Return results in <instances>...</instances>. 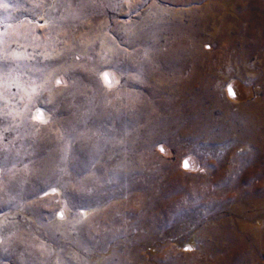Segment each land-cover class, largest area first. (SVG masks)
I'll list each match as a JSON object with an SVG mask.
<instances>
[{
	"label": "rangeland",
	"instance_id": "1",
	"mask_svg": "<svg viewBox=\"0 0 264 264\" xmlns=\"http://www.w3.org/2000/svg\"><path fill=\"white\" fill-rule=\"evenodd\" d=\"M90 1L93 4L84 7L83 0H0V47L9 35L18 36L6 55L0 51V95L4 97L0 100V179L10 169L8 160L15 161V174L32 169L38 159L36 150L43 146L45 152L57 149L60 161L71 162L74 157L76 170L85 172L78 170L72 181L73 197L54 192L38 200L45 203L53 199L51 204H45L54 207L53 216L49 215L46 222L60 224L55 233L57 243L48 239L46 235L51 231L35 224L36 218L24 207L0 210V264H121L113 258L114 250L125 257L124 264H174L177 259L182 264H264V209L259 211L246 202L254 189L264 186V168L262 164L253 166L251 162L232 160L234 153H250L252 147L241 144L233 152L231 141L210 145L211 148L184 141L183 147L193 150L185 151L178 159L174 146L160 142L148 150L141 147L133 130L129 134L118 131L121 121L136 116L141 106L159 104L161 90H186L184 83L191 81L194 72L191 52L175 58L170 69L158 59V50L188 35L186 31L169 32L165 29L168 24L198 26L190 15L192 10L200 9L205 20L202 47L211 58L198 67L205 79L213 84L225 82L223 95L234 110L247 101L261 99L260 84L240 81L237 71L228 73L233 64L230 60L240 47L233 49L217 40L222 36L221 23L227 26L228 35L242 37L232 20L239 14L236 8H249L251 1ZM94 6L98 8L95 10ZM69 7L77 13L82 7L84 11L71 26L63 23L64 11ZM159 9L164 12L162 17ZM158 16L161 23L155 25ZM214 17L216 20H212ZM250 25V21L242 23V27ZM139 29L150 35L149 41L139 44L135 40L131 45ZM181 59L185 62L182 74L176 72ZM260 60L254 54L244 74L256 78L262 68ZM57 71L65 74L63 84L54 82ZM104 74L111 77V86L105 84ZM179 77L184 83L177 80ZM196 78L193 77L198 84L200 79ZM229 86L234 88L235 101L227 93ZM152 91L154 98L149 95ZM37 109L42 110L43 121L35 117ZM69 131L71 139L67 138ZM48 138L52 143L45 146L43 141ZM184 160L191 163L188 168ZM120 161L139 167L144 173L142 178L133 172L131 181L158 186V193L159 188L170 190L165 177L176 180L174 171L164 164H176L175 171L181 179L173 187L179 193L140 197L134 188L124 191L129 181L116 177ZM88 176L93 179L85 187L87 196H82V182ZM190 177H200L202 181L188 180ZM231 183L236 188L224 187ZM240 196L242 200L237 198ZM211 199L214 203L209 208ZM149 202L153 208H147ZM42 205L35 214L41 213ZM238 207H242L241 213L237 212ZM180 215L192 218L183 222L187 234L181 236L173 221ZM225 220L252 227L249 240L246 232H238L246 240L243 245L233 250L225 242L223 251L216 250L213 256L206 254L210 241L201 243L197 237L209 223ZM258 236L262 238L256 239ZM186 246L191 249L185 250ZM193 255L201 257L193 262L188 259Z\"/></svg>",
	"mask_w": 264,
	"mask_h": 264
},
{
	"label": "bare ground",
	"instance_id": "2",
	"mask_svg": "<svg viewBox=\"0 0 264 264\" xmlns=\"http://www.w3.org/2000/svg\"><path fill=\"white\" fill-rule=\"evenodd\" d=\"M83 1H84L83 2L84 7H87L89 3H92L90 0H83ZM102 1L106 2L108 0H102ZM250 1H251V6L249 8L242 5L239 6L240 9L239 10L237 7L236 10H238L239 14L237 17L234 18V20L231 19L232 22L235 24V26L236 27L238 26L240 28L239 33L242 35V37H231L227 33L228 32L227 26L224 23H221L222 36L220 35L221 37H219L217 40L224 41L227 47L233 49L234 48L237 49L238 47H240V50L238 52H235V54L232 56L230 60L233 64L229 66L228 73H235L234 71H237V75L240 81H242L243 79H247L250 83L260 84V86L263 87L262 88L263 97L261 99L252 102L247 101L237 106L236 110H234V106L229 101H226L223 95V87L225 82L219 84H213L209 82V79L207 80L205 79L203 74L198 69L200 65L204 64L205 60L211 58L210 55L206 54L203 51V47H202L203 46L202 33H203V27H204L203 25L205 20L202 19V15L200 14V9L192 10L190 12V15L192 19L198 24V26L194 28L193 25H185L182 23H179L176 26L175 24H168L167 26H165V29L168 30L169 32H171L172 30L173 31L175 30L177 32L186 31L188 35L187 37L183 36L182 38H180V40L177 39L176 40L177 43H174L173 45L165 46V49L161 48L158 50L159 51L158 59L161 60V62L167 68L170 69L173 67V60L175 58L180 57V55H182L186 51L191 52V55L193 56L192 60L194 63V72L192 73L191 81L184 83V81L181 80L180 77L177 79L179 82L184 83L186 90L184 92H181L183 89H181L180 87L173 89L172 92L170 91L169 88L166 90H161L159 95L162 96V99L160 100L159 104L154 105V102H152L151 104L143 105L141 106V109L138 111L136 116H133L132 118L125 117L124 121L122 120L123 119L122 117L121 127L118 131L119 132L121 131V133L124 134H129L130 133L129 131L133 130L135 139L140 141L141 147H145V149L148 150H153L160 142L164 144H168L169 146H174L176 149L178 159L182 158V156L185 154L184 153L185 151L192 152L193 150V147L184 148L182 145V142L184 141L191 142L193 146L201 144L204 148H211L210 145L212 147L219 146L222 141H231L233 152H235L238 145L244 144L247 145L248 147H252L253 150L250 153H244L242 155H238L237 153H234L232 155V160L237 163H243L244 161L251 162V165L253 166H255L256 164H262L261 167L264 168V0H250ZM72 8L71 7L67 8L63 14V19H64L63 23L66 25L69 24V26H71L70 23L73 21V19L76 16L79 17L80 15H82V13H84L83 7L82 10H80L78 13L76 12L75 9ZM97 8L98 7L94 6L95 10ZM158 11H159L158 15L159 16L161 15L160 17H162L164 12L162 11V9H159ZM159 16L156 19L155 25H158L159 22L161 21ZM172 20H175L174 17L172 18ZM212 20H216L215 17L212 18ZM243 21H248V22L250 21L251 25L242 27ZM168 22H170V20ZM255 28H257L256 31H254ZM158 29H160V26H158ZM5 32L7 34V31ZM11 35H9L8 38L4 37L7 38L5 40L2 39L3 41L0 47L1 49L0 51L3 50L5 52V55L8 49L11 48L13 43H16L18 41V36L15 35L11 36ZM149 38H150L149 34L145 33L142 29H139L137 36L135 37V39L133 38V40L130 41V44L134 45L135 40L139 44L141 43L147 44ZM239 38L241 40L238 42L237 40ZM3 51L1 52L2 54L4 53ZM254 54H258L260 56L261 58L260 62L262 67L259 70V75L256 78L251 77L246 73L244 74L246 67L249 66L250 58ZM182 61H183L182 59L181 61H179L176 70L177 73L181 72V74L182 71L184 72L185 69V64H184L185 62ZM231 66L234 68H230ZM49 70H51V68ZM54 76H55L54 82L56 84L62 83L64 81V77H65L64 73L61 74L60 72H58ZM193 77L195 80H197L196 77L200 79L198 83L199 85L196 82H194L195 80L193 79ZM103 78L105 84L111 86L112 84L111 77L107 74H104ZM60 85L61 84H59V86ZM7 86H8V82H7ZM229 88H231V86L228 87L227 93L229 97H231L234 100V97L229 94ZM231 89L234 90V88ZM246 94H248V92H246ZM149 95L150 98L151 97L154 98L155 92L152 91L151 93H149ZM35 97L36 96H34V98ZM3 98L2 95H0V100H4ZM215 109L217 110V112L214 111ZM35 117L39 119V121L40 120L43 121L44 114L42 110L37 109L35 113ZM68 135H69L67 137L68 139L73 138L72 131H69ZM51 140H52L51 138H48L47 140L45 139L43 141V144L45 146L48 145L50 146L52 143ZM43 147L38 148L36 150L38 159L34 161L32 169L26 168L27 170H25L24 172L15 174L13 171V169L16 167L15 161L9 162L8 160L6 162V164L10 166V169L5 174V177L3 179H0V210H5L7 208L16 209L17 207H21V206L24 207L36 218L35 224L42 225L47 230L51 231L48 233V235H46L48 239L53 243H57L58 240L56 238L55 233L56 230H58L57 228L59 227L60 224L58 222H55L53 224H50L51 222L50 223L46 222L50 216H53L54 207L45 206V204H51L53 199L47 198L48 201H46L45 203H41L38 200H40L42 195L47 193L53 194L54 192L63 194L65 196L73 197L72 181L76 178L77 175L76 173L78 170H80L82 173L85 172H83L80 168L76 170L74 157L72 158L71 162H67L65 160L60 161L57 159V149L52 148L49 152H45ZM186 164H187V168L189 167V164L191 165V163H189L187 160H184V166ZM7 165L6 168L8 169ZM164 165H166L167 168L169 167L171 170L174 171L173 177H176L174 178L176 180H173V178L169 179V177H165L167 180L166 186L170 187V190L167 189L164 191L162 190V188H159L160 189L159 193L157 188L158 186L149 187L145 183H142V181H136V182L131 181L130 177L133 172L137 173L142 178L145 176L139 167L135 168L134 166H127L124 162L120 161L116 168V170L118 171L117 173L118 175L116 177L120 181L122 180L129 181L124 191H127L128 188L130 187L134 188L138 192V194L136 195L140 197L147 195L155 196L156 194L163 196L173 193L176 196L177 193H179V191H177L176 188H174L173 186L175 185L176 181L181 179V176L179 173L175 171L177 170L176 164L165 163ZM123 172H127L126 176H122ZM262 175L264 176V172H262ZM92 179L93 177L88 176L87 179L84 182H82V187H83L82 196H87V188L85 187L87 186V184L89 185L91 184ZM190 179H192L194 182L202 181L200 177H195V178L190 177L188 180ZM151 181L153 182V180ZM224 187L227 188L228 190H233L234 188H236V184L231 183L227 185V187L224 185ZM195 192L197 195L201 194V192L199 191H195ZM186 193H188V191ZM202 193L205 194L206 190H204ZM239 193L241 192L239 191ZM258 197L259 198L261 197L262 199L258 200L257 199ZM237 198L242 200L241 196L240 198L239 197ZM30 200L33 203H29ZM246 202L249 205L256 207L257 210L262 211L264 209V186H262V188L254 189L251 192V195L248 196V201ZM213 203L214 200L211 199L207 204L208 207L209 208L212 207ZM40 205L44 206L41 213L35 214L36 209ZM153 205L154 204L152 202H149V204H147V208L148 209L153 208ZM241 210L242 207L237 208V212L241 213ZM187 219L190 220L192 218L190 216L187 217L185 215H180L173 220L176 222L175 231L177 235L181 236L182 234L183 235L187 234V231L183 225V222L186 221ZM243 225L245 224L235 223L234 221H230V220H225L220 223L212 222L209 223L208 226H206L205 231L202 232V234L199 237H197V240L201 243L208 240L210 241L209 248L206 250V254L208 255L213 256L216 250L223 251L224 245H226V243H228L230 246L232 245L231 248H233L234 250V248L243 245V243L246 241L244 238L239 237V235L237 234L238 232H246L245 234V237H247L246 239L249 240L250 238V235L248 233L252 231V227L248 228L246 225L245 226ZM22 235H24V233L20 234V237H22ZM261 238L262 236L256 237V239L258 240ZM190 249H191L190 246L185 247V250H190ZM112 255L113 258L120 261L121 264L125 263V257L119 254L118 250H114ZM200 257H201L200 255H193L188 259L194 262L199 260ZM173 263L182 264L180 259L174 260Z\"/></svg>",
	"mask_w": 264,
	"mask_h": 264
},
{
	"label": "snow or ice",
	"instance_id": "3",
	"mask_svg": "<svg viewBox=\"0 0 264 264\" xmlns=\"http://www.w3.org/2000/svg\"><path fill=\"white\" fill-rule=\"evenodd\" d=\"M229 94L232 95L233 97L235 96V92L233 89L229 88ZM187 167V164L185 165Z\"/></svg>",
	"mask_w": 264,
	"mask_h": 264
}]
</instances>
